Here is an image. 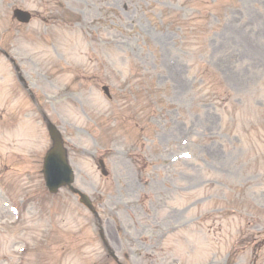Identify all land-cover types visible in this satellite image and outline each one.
Returning a JSON list of instances; mask_svg holds the SVG:
<instances>
[{
	"label": "rangeland",
	"instance_id": "obj_1",
	"mask_svg": "<svg viewBox=\"0 0 264 264\" xmlns=\"http://www.w3.org/2000/svg\"><path fill=\"white\" fill-rule=\"evenodd\" d=\"M13 6L35 11L36 19L30 25L19 24L12 17ZM60 8H64L63 24L52 25L48 23L49 15L44 13L47 8L43 0H0V44L14 50L15 55H22L27 62L34 60L35 66L28 62L33 70H40L52 60L54 63L55 58L62 59L65 66H109L108 83L116 97L117 89L139 87L144 81H136L143 77L147 88L155 89L151 96L160 104L157 136L144 137L138 133L117 136L114 133L120 132L125 113L115 111L110 133L96 127L93 117L108 106L106 97L97 89L85 92L68 87L65 75L60 86L62 91L70 89L73 96H63L58 120L78 128L67 129L64 134L74 152L75 186L90 195L95 189L103 193L94 154H105L100 152L104 149L106 154H113L107 161L111 168L123 158V150L137 141L147 143L150 153L158 154L162 166L159 184L153 186L152 192L160 199L166 198L153 235L158 237L172 230L176 221L168 222L167 216L178 213L172 207L183 208L191 202V227L212 237L219 258L224 260L227 249L233 246L237 264H264V259L258 256L264 252V0H58L57 11ZM173 11L174 17L182 18L195 12L192 24L196 31L185 36L178 25L171 26L168 16ZM205 29L210 30L205 33V43L203 40L197 43ZM45 32L51 37L45 39ZM206 58L228 84L232 99L202 101L203 97H196L194 86L200 82L202 61ZM0 88L4 91L3 85ZM47 92L51 94L53 90L49 88ZM133 92L136 94L132 96H143L137 88ZM123 102L121 99L120 105ZM11 111L14 117L23 118L22 112L13 108ZM232 118L236 124L231 127ZM37 121L41 124L42 120ZM35 123H25L31 131L16 129L3 143L0 141L5 148V143L18 146L10 148L6 155L19 154L30 163L23 167L26 163L11 158L19 174L9 175L0 157L2 190L15 192L9 200L0 193V224L4 220L17 221L13 242L8 238L10 231L0 235L4 240L0 242V264H115L106 254L99 223L96 220L95 226L88 224L90 212L78 204L70 191L63 189L59 196L48 197L53 199L56 209L45 213L43 178L39 171L41 148L39 141L35 142L39 139ZM186 139L200 158L171 164L176 154L187 150L189 145L183 146ZM90 179L95 185L89 184ZM106 187L108 195L122 197L130 206L122 212L120 203L103 202L107 195L99 197L107 241L118 255L141 252L135 239L143 224L139 199L148 191L142 184L129 187L110 182ZM148 187L152 189L151 185ZM4 201L21 204L19 220L2 206ZM237 237L239 241L232 245ZM200 240L199 244L192 237L191 252L178 243L174 256L183 264H210L214 259L213 254L209 256L207 238ZM170 241L162 245L160 260H154L153 264L179 263L177 259L172 262L165 259L171 253ZM193 241L197 243L194 250Z\"/></svg>",
	"mask_w": 264,
	"mask_h": 264
},
{
	"label": "water",
	"instance_id": "obj_2",
	"mask_svg": "<svg viewBox=\"0 0 264 264\" xmlns=\"http://www.w3.org/2000/svg\"><path fill=\"white\" fill-rule=\"evenodd\" d=\"M56 167V170H55V173H56V179L57 180H66V179H69L70 175H69V172L65 169L64 167V164L62 167L60 166H55ZM71 180V178L69 179V181ZM60 183H57L55 182V184H52V188H56Z\"/></svg>",
	"mask_w": 264,
	"mask_h": 264
}]
</instances>
